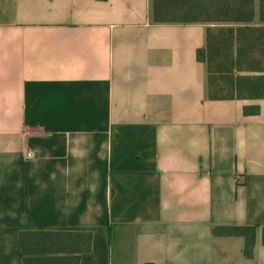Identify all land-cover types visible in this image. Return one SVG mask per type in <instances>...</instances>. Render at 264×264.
Wrapping results in <instances>:
<instances>
[{"label": "crops", "instance_id": "1", "mask_svg": "<svg viewBox=\"0 0 264 264\" xmlns=\"http://www.w3.org/2000/svg\"><path fill=\"white\" fill-rule=\"evenodd\" d=\"M213 27L0 0V264L27 230L91 233L79 264H264V99L209 98ZM216 227H255L252 256Z\"/></svg>", "mask_w": 264, "mask_h": 264}, {"label": "trees", "instance_id": "2", "mask_svg": "<svg viewBox=\"0 0 264 264\" xmlns=\"http://www.w3.org/2000/svg\"><path fill=\"white\" fill-rule=\"evenodd\" d=\"M153 16L157 23L215 25L207 29L206 47L197 52L207 65L210 99H264V68L257 60L264 53V0H153ZM258 112V107L245 108L246 115ZM213 233L244 237L245 255L252 256L255 227H216ZM19 243L23 264H79L91 251L92 234L27 230L20 233Z\"/></svg>", "mask_w": 264, "mask_h": 264}, {"label": "rangeland", "instance_id": "3", "mask_svg": "<svg viewBox=\"0 0 264 264\" xmlns=\"http://www.w3.org/2000/svg\"><path fill=\"white\" fill-rule=\"evenodd\" d=\"M257 60H260L262 63V67L264 68V53L261 51L257 54Z\"/></svg>", "mask_w": 264, "mask_h": 264}, {"label": "built area", "instance_id": "4", "mask_svg": "<svg viewBox=\"0 0 264 264\" xmlns=\"http://www.w3.org/2000/svg\"><path fill=\"white\" fill-rule=\"evenodd\" d=\"M26 157H27V159H32V158H34V155H33V153L29 152V153H27Z\"/></svg>", "mask_w": 264, "mask_h": 264}]
</instances>
